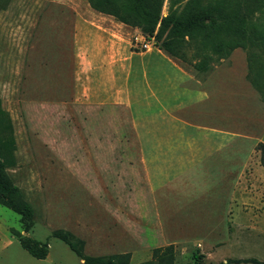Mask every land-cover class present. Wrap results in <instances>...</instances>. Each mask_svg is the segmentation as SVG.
<instances>
[{"label": "rangeland", "instance_id": "rangeland-1", "mask_svg": "<svg viewBox=\"0 0 264 264\" xmlns=\"http://www.w3.org/2000/svg\"><path fill=\"white\" fill-rule=\"evenodd\" d=\"M186 2L165 0L162 16ZM73 13L72 0H11L0 11V102L12 122L17 157L7 172L33 210L26 224L0 205V264H86L54 237L58 230L82 241L85 258L128 256L124 262L143 264L153 261L155 249L171 246L174 264L264 262V63L251 67L244 48L219 57L191 46L187 62L161 56L170 77L161 89L172 93L185 81L192 91L177 112L198 126L187 135H211L217 146L201 164L153 189L131 112L117 107L103 115L102 141L116 145L91 146L88 127L97 123L88 110H98L84 107L76 87L57 75L59 50L72 45ZM127 30L124 52L145 51L136 41L144 35L140 29ZM134 64L141 79L152 76L140 57ZM195 91L208 99L201 104ZM17 233L47 243L46 259L24 250Z\"/></svg>", "mask_w": 264, "mask_h": 264}, {"label": "crops", "instance_id": "crops-1", "mask_svg": "<svg viewBox=\"0 0 264 264\" xmlns=\"http://www.w3.org/2000/svg\"><path fill=\"white\" fill-rule=\"evenodd\" d=\"M72 9V45L64 51L59 47L56 71L59 78L68 79L76 87L77 100L84 107L98 110H88L91 124L92 120L97 123L96 127H88L89 144L97 143L103 149L116 145L102 141V116L119 107L133 115L140 161L151 188L188 172L193 164H201L204 156L217 145L211 135L199 134L198 140H191L187 135L198 126L177 114L185 110L186 102L192 97L185 81L176 84L172 93L161 89L170 78L163 72L167 62L161 58L167 55L155 46L142 53L127 54L123 49L129 35L126 25L93 10L88 0L81 4L72 0ZM135 57L141 58L144 71H152L151 77L146 74L143 80L138 76ZM175 70L185 75L183 70ZM195 92L201 104L208 99L206 92ZM207 111L211 112L210 106Z\"/></svg>", "mask_w": 264, "mask_h": 264}, {"label": "trees", "instance_id": "trees-1", "mask_svg": "<svg viewBox=\"0 0 264 264\" xmlns=\"http://www.w3.org/2000/svg\"><path fill=\"white\" fill-rule=\"evenodd\" d=\"M10 1L0 0V11ZM164 1L88 0V3L99 13L112 16L124 25L139 28L146 37L154 38L155 47L183 62L188 61L187 50L196 46L200 51L209 50L219 57L226 56L234 49L244 48L248 52L251 67L258 65V62L264 63V4L261 5L259 0H187L181 9L172 8L163 17ZM257 29H260L259 34ZM199 67L200 64H195L196 69ZM253 85L263 93L257 78L253 77ZM260 148L264 164V144H260ZM15 152L12 122L0 102V205L19 214L27 224L33 218V210L7 172L17 166ZM17 236L22 248L34 258L46 259L47 243H38L20 233ZM54 237L66 243L86 264H128L124 262L128 256H112L108 261L85 258L82 241L67 231L58 230L54 232ZM173 253L171 246L155 249L154 262L143 264H174ZM239 263L264 264L256 259L232 260L225 264Z\"/></svg>", "mask_w": 264, "mask_h": 264}, {"label": "built area", "instance_id": "built-area-1", "mask_svg": "<svg viewBox=\"0 0 264 264\" xmlns=\"http://www.w3.org/2000/svg\"><path fill=\"white\" fill-rule=\"evenodd\" d=\"M136 41L138 42L139 45H141V49L147 51L149 50L151 47L154 46V38H148L145 37L144 35L142 36L141 39L136 38Z\"/></svg>", "mask_w": 264, "mask_h": 264}]
</instances>
